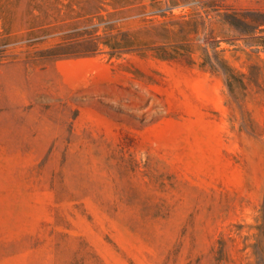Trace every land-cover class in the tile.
Masks as SVG:
<instances>
[{
    "label": "rangeland",
    "instance_id": "rangeland-1",
    "mask_svg": "<svg viewBox=\"0 0 264 264\" xmlns=\"http://www.w3.org/2000/svg\"><path fill=\"white\" fill-rule=\"evenodd\" d=\"M0 43V264H264V0H1Z\"/></svg>",
    "mask_w": 264,
    "mask_h": 264
},
{
    "label": "trees",
    "instance_id": "trees-1",
    "mask_svg": "<svg viewBox=\"0 0 264 264\" xmlns=\"http://www.w3.org/2000/svg\"><path fill=\"white\" fill-rule=\"evenodd\" d=\"M1 1V0H0ZM105 29H104V36H98V45H103L106 49H108L107 53L110 55V57H116L121 56L123 53L132 52L135 50V47L143 46L152 44L153 40L145 37H142L141 31L145 33L146 35L150 36L153 34L154 31H158V38L161 39L160 43H163L162 45H159L155 48H151L153 50L154 56H156L159 59L163 60H172L177 58V56L181 55H190L191 53V45H190V39H189V32L184 34L181 39L176 40L173 38V34L175 33V30L170 27L169 24H162L158 28H155L154 26L146 27L143 30L137 31H117L113 32L112 29L109 27L110 25L108 23H104ZM141 35V36H140ZM3 46L0 43V48ZM2 50V49H1ZM96 51L98 49H95ZM181 50H183V53H181ZM57 55L59 54H67L65 53H55ZM232 78H234L233 75H230Z\"/></svg>",
    "mask_w": 264,
    "mask_h": 264
}]
</instances>
